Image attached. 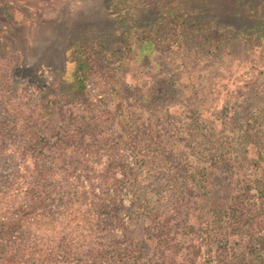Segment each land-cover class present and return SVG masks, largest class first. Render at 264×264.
Returning <instances> with one entry per match:
<instances>
[{"label": "rangeland", "instance_id": "374dc122", "mask_svg": "<svg viewBox=\"0 0 264 264\" xmlns=\"http://www.w3.org/2000/svg\"><path fill=\"white\" fill-rule=\"evenodd\" d=\"M166 7L171 18L158 23ZM262 23L264 0H0V123L16 117L46 138V158L23 150L26 138L2 140L0 188L20 161L57 180L72 160L76 175L57 183L80 194L66 199L72 219L34 229L83 231L84 217L95 221L87 199L115 177L105 195L118 204L115 233L144 256L182 262L199 246L211 255L202 264H264V241L248 234L264 233V172L251 178L264 169ZM247 184L256 197L240 208Z\"/></svg>", "mask_w": 264, "mask_h": 264}, {"label": "trees", "instance_id": "16d2710c", "mask_svg": "<svg viewBox=\"0 0 264 264\" xmlns=\"http://www.w3.org/2000/svg\"><path fill=\"white\" fill-rule=\"evenodd\" d=\"M128 8V3H122V10L126 11ZM171 9L172 7H166L163 10L158 23L166 22L171 18L169 16L172 13ZM180 14L181 12H177V18H180ZM183 14L188 17V11H184ZM259 30L260 34L264 35V23L260 25ZM146 37L149 36L147 35ZM80 66L78 65V67ZM77 77L79 84L82 85L85 78L83 72H80ZM37 118V116H28L25 119H30L34 123ZM13 121L0 123V144L6 137L20 136L26 138L24 144L27 147H23V150H33L36 152L33 154L34 156L46 158L42 151L46 148L44 143L46 138L41 129H38L39 126H36L34 130L26 126L20 128L15 123L16 117L13 118ZM259 158L264 161V149H262ZM262 160H259L258 164L263 162ZM22 164L21 161L18 165L16 164L17 166L10 175L1 181L3 186L0 188V264H202L206 262V259L211 257L209 252H207L208 258L200 255L201 250L197 246L193 248L196 251L191 253L190 258L182 259V262L177 259L176 255L174 257L173 255L167 256L165 253H163L162 259H159L156 256H144V253L140 252L136 246L126 244L128 241L125 242L126 239H122V235L116 234L114 230L116 228L122 229L121 225L120 227L117 225L118 220L120 221L117 213L118 204L113 203L105 196L108 195V189L112 191L118 189L119 183L115 177L111 178V181L108 182L109 184L103 183L100 185L98 192H93L92 197L87 199V205L90 209L86 208V212H91L95 216V219L92 220L97 221V224L94 225L95 221L92 222L90 219L85 220L86 217H84L83 225L86 228L82 227L83 231L76 230V233L69 235H74L70 238L68 236L56 237V235L53 238L54 235L48 233L46 228L37 226L34 229V222L41 225L44 222L59 219L57 218L59 214L72 219L73 216L70 215V212L64 209L66 204L70 203H67L66 199L68 197L69 199L71 197L78 198L80 194L76 190L68 191L64 189L65 187L61 188L63 191H59L60 189L57 184L64 181L69 183L70 180L67 181L66 179L76 175L72 166V160L63 164V173L57 174V180L51 179L49 177L50 174L43 172L37 167L35 171L31 172L28 168L23 167ZM48 168L50 169V166ZM259 172H264V169L260 165H257L254 168V176L251 178L259 175ZM71 185L72 187L74 186L73 184L68 186L70 187ZM257 187L259 190L255 194L257 196L256 199L260 202L256 214L260 217L257 226L262 230L264 229V185L262 180L258 181ZM252 189L253 187L250 184L246 185L243 194L244 200H240L238 203L240 208H248L250 205L249 201L253 202L256 196L250 194V190ZM7 198H9L8 203L5 202ZM229 206L232 211L234 210L238 213L239 209H237V205ZM238 216L236 215L234 220L239 219ZM254 220V217H248L243 221L242 225L237 223L234 228L242 231L245 227L248 228ZM114 222H117L116 225H108V223ZM77 228H79L78 225L72 228V231H75ZM104 232L109 233L113 241H108L107 238L102 239L99 233L102 234ZM248 234L249 239L253 242L261 243L262 240L264 241V233L254 235L255 233L250 232ZM77 235L86 242L83 243ZM218 235L222 236V232L218 233ZM61 238L66 239V241H62ZM168 239V236L161 238L162 241L165 240L166 245H168ZM207 241L209 242V236L207 237ZM207 241L204 244H209ZM110 243L115 244V247L109 246L108 244ZM260 245L258 243L254 246L257 252H260ZM167 247L165 246L166 249Z\"/></svg>", "mask_w": 264, "mask_h": 264}]
</instances>
